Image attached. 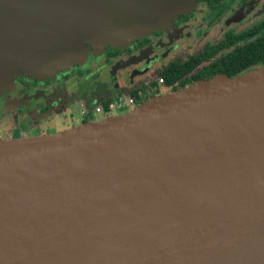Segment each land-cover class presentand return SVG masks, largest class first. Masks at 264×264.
Returning a JSON list of instances; mask_svg holds the SVG:
<instances>
[{"label":"water","instance_id":"water-1","mask_svg":"<svg viewBox=\"0 0 264 264\" xmlns=\"http://www.w3.org/2000/svg\"><path fill=\"white\" fill-rule=\"evenodd\" d=\"M172 2L0 0V87L164 28ZM0 264H264V66L0 139Z\"/></svg>","mask_w":264,"mask_h":264},{"label":"flooded vegetation","instance_id":"flooded-vegetation-1","mask_svg":"<svg viewBox=\"0 0 264 264\" xmlns=\"http://www.w3.org/2000/svg\"><path fill=\"white\" fill-rule=\"evenodd\" d=\"M202 8L211 16L206 28L220 30L218 24L223 22L227 24L228 29L222 32L218 40L214 42L205 40L197 50L185 51L180 55L175 49L190 38V35L184 34L193 28L196 12ZM240 22L244 26L250 25L238 32L233 31V26ZM208 33L206 29L204 33L202 32L204 37ZM261 36H264V0H196L194 10L179 14L164 28L151 30L147 35L135 38L128 45L123 47L106 45L96 55L88 48L86 60L81 66L74 65L43 79H28L18 75L12 88L8 90L12 97L8 98V102L0 99V107L7 108L16 116L15 125L19 129V136L61 131L82 122L96 121L98 120L95 119L96 116L101 119L124 113L152 96L173 93L179 90L178 82L184 78H190L200 72L207 76L215 64L228 66L236 62L237 50ZM173 42L179 43L172 46ZM168 43L171 44L162 52H156L158 47ZM169 48L171 49L168 51ZM192 57L199 58L194 66L174 82L167 83V79L162 75L163 69L173 62H184ZM152 59L153 62L158 60L155 65L132 75L131 72L137 64L141 61L144 64ZM96 60L97 65L90 68L92 61ZM259 64V61L254 63ZM257 67L260 66L255 68ZM97 68H102L104 77L97 74L98 71L94 72ZM73 70L74 79L68 76ZM127 70L129 72L126 73ZM128 73L131 74L129 81L124 79ZM215 74L218 72L210 76ZM69 81L74 84L73 88L67 85ZM160 84L167 90L162 93L158 91L157 86ZM45 88L48 92H44ZM127 97L131 98L130 104L122 109L113 107L109 113L105 112L110 103ZM39 100H42L43 105L37 108ZM63 106L65 111L61 115L55 117L51 114ZM95 107L99 108V112H94ZM31 115L35 117L37 115L38 118L30 121Z\"/></svg>","mask_w":264,"mask_h":264},{"label":"rangeland","instance_id":"rangeland-1","mask_svg":"<svg viewBox=\"0 0 264 264\" xmlns=\"http://www.w3.org/2000/svg\"><path fill=\"white\" fill-rule=\"evenodd\" d=\"M181 3H183V0H177V2H172L170 4V7L168 8L169 9L168 12L171 13L173 10H175V11H177V13L179 12V14H181L180 13V11L182 9ZM195 6H196V0H194V4H193V6H192V8L190 10H192V9L194 10L195 9ZM177 13H175V14L177 15ZM182 13H184V12H182ZM207 14H208V12L206 10H204V8H202L201 10H198V12H196L197 17H195V19L193 21V23H195L194 26H193V28L191 30H189L188 32L186 31L185 34H184V36L190 35V38L184 40V42L179 46L180 48L178 47L179 49L178 48L175 49V50L178 51V53H180V55H183L185 51L197 50V48L200 45H202L205 40H208V41H211V42H214V41L218 40L222 36L221 35L222 32L225 31L226 29H228L227 24H224L223 22H221L220 24H218L220 30L217 29L216 31H213L212 29L210 30V29L206 28L208 26V23H209L208 20L211 17V16H208ZM190 21L192 22V20H190ZM248 25H250V24H248ZM248 25L245 24V26H244L240 22L238 24H235L233 26V29L232 28L231 29L233 31H235V32H238L242 28L247 27ZM205 29L207 31H209V33L206 34V36L204 37V35L202 34V32L204 33ZM178 43L179 42H173L172 44L171 43L165 44L162 47H158L157 50H156V52L157 53L162 52L163 49H165L169 44H171L172 46H175ZM89 49H90V51H91L92 54H94V55L97 54V53L94 52V49L93 48H89ZM170 49L171 48H169L168 51ZM86 56H87V54H86ZM157 58H159V56ZM85 60H86V58L80 64L79 63H77V64L81 66L83 64V62H85ZM157 61L153 62V59H152V60L146 61L144 64H142L143 61H141L139 64H137L135 66L136 68L134 70H132V72H131L132 75L134 76L135 72H139V70H145V69L151 68V66L155 65ZM92 62H93V64H91L90 68H92L95 65H97V60L96 61H92ZM77 64H73L70 67H72L74 65H77ZM60 71H63V70H60ZM60 71L55 72V74H57ZM95 71H98L99 73L98 72H96V73L99 74L101 77H104V72L102 71V68H97V69L94 70V72ZM74 72L75 71L73 70L71 72V75H68V76L69 77H72L74 79L75 78ZM127 72H129V70H127L126 73ZM125 75L126 76H125L124 79L127 80V81H129V79L131 77V74L128 73V74H125ZM23 76H25V75H23ZM16 77H14V79ZM25 77H27L28 79H31V77H28V76H25ZM14 79L12 78L11 80L6 81L5 82V85H4L5 87L4 86L3 87H0V96H1L0 99H2V98L5 99V102H8V98L9 97H12L11 95H9V93H8L9 91L8 90H10L12 88L11 86H13ZM1 80H2V78L0 77V82H1ZM67 85L70 86L69 88H73V86H74V84L72 85V81L67 82ZM157 88H158V91H160L161 93L163 91L167 90L166 87H164L163 84H160L159 86H157ZM44 92H48V89L45 88L44 89ZM37 103H38L37 104V108H39L41 105H43L42 104V100H39ZM64 111H65V109H64V106H63L61 109H59V110L56 109L51 114H53L55 117H57L58 115H61V113L64 112ZM37 118H38L37 115H36V117L34 115H31L30 118H29V120L30 121H33L34 119L36 120ZM99 118H100L99 116L98 117L97 116L95 117V119H99ZM15 124H16V116L14 115V113L12 111H9L7 108L4 109V108L0 107V139H5V138H8V137L12 138L14 136L15 137H19V132H18L19 129H18V127ZM30 135H34V134H30ZM35 135H37V134H35Z\"/></svg>","mask_w":264,"mask_h":264},{"label":"trees","instance_id":"trees-1","mask_svg":"<svg viewBox=\"0 0 264 264\" xmlns=\"http://www.w3.org/2000/svg\"><path fill=\"white\" fill-rule=\"evenodd\" d=\"M237 57L238 59L236 62H232L228 66L225 64H215L211 69L210 75L218 72L227 76H233L251 70L256 66H264V36L256 38L253 42L239 48L237 50ZM198 60L199 58L192 57L184 62H173L163 69L162 75L167 79V83H172L191 69ZM258 61L260 64L254 65V63ZM210 75L205 76L200 72L190 78H184L178 82L177 88L181 89L188 86L191 84V81L196 79H207L208 77H212Z\"/></svg>","mask_w":264,"mask_h":264},{"label":"built area","instance_id":"built-area-1","mask_svg":"<svg viewBox=\"0 0 264 264\" xmlns=\"http://www.w3.org/2000/svg\"><path fill=\"white\" fill-rule=\"evenodd\" d=\"M159 80H160V78H159ZM130 103H131V98H129V97L124 98V99L119 98L116 102H114V103H110V104L107 106L105 112H106V113H109L110 110H111L113 107H116V108L122 109V108H124L126 105H128V104H130ZM134 107H135V106H134ZM132 108H133V106H132ZM94 112H99V108H98V107H95V108H94Z\"/></svg>","mask_w":264,"mask_h":264},{"label":"crops","instance_id":"crops-1","mask_svg":"<svg viewBox=\"0 0 264 264\" xmlns=\"http://www.w3.org/2000/svg\"><path fill=\"white\" fill-rule=\"evenodd\" d=\"M154 30H156V29H154ZM147 35V34H146ZM88 48H91L90 46H88ZM100 50H98V51H95V53H97V52H99ZM75 64H77V63H75ZM6 139V138H5Z\"/></svg>","mask_w":264,"mask_h":264}]
</instances>
